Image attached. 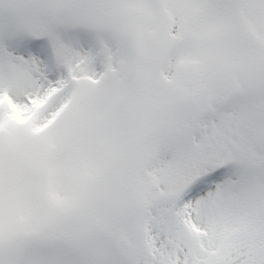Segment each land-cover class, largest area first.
<instances>
[{"label":"snow or ice","instance_id":"obj_1","mask_svg":"<svg viewBox=\"0 0 264 264\" xmlns=\"http://www.w3.org/2000/svg\"><path fill=\"white\" fill-rule=\"evenodd\" d=\"M0 264H264V0H0Z\"/></svg>","mask_w":264,"mask_h":264}]
</instances>
